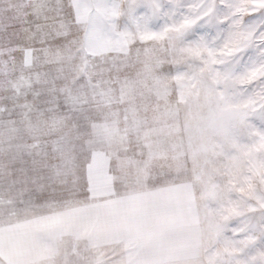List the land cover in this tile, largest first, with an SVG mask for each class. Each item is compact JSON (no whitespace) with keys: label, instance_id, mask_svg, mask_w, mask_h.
I'll return each instance as SVG.
<instances>
[{"label":"snow or ice","instance_id":"1","mask_svg":"<svg viewBox=\"0 0 264 264\" xmlns=\"http://www.w3.org/2000/svg\"><path fill=\"white\" fill-rule=\"evenodd\" d=\"M0 264H264V0H0Z\"/></svg>","mask_w":264,"mask_h":264},{"label":"rangeland","instance_id":"2","mask_svg":"<svg viewBox=\"0 0 264 264\" xmlns=\"http://www.w3.org/2000/svg\"><path fill=\"white\" fill-rule=\"evenodd\" d=\"M192 2H193V3H196V2H197V0H192Z\"/></svg>","mask_w":264,"mask_h":264}]
</instances>
